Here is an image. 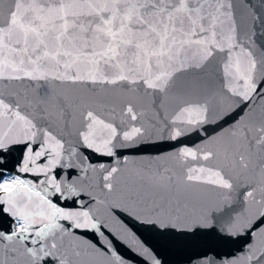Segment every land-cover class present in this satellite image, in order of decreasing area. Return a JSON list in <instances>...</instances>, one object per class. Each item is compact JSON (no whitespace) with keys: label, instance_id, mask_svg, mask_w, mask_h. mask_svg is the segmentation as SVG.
Here are the masks:
<instances>
[{"label":"snow or ice","instance_id":"6c2138e0","mask_svg":"<svg viewBox=\"0 0 264 264\" xmlns=\"http://www.w3.org/2000/svg\"><path fill=\"white\" fill-rule=\"evenodd\" d=\"M0 264H264V0H0Z\"/></svg>","mask_w":264,"mask_h":264},{"label":"water","instance_id":"95a60500","mask_svg":"<svg viewBox=\"0 0 264 264\" xmlns=\"http://www.w3.org/2000/svg\"><path fill=\"white\" fill-rule=\"evenodd\" d=\"M149 150L151 152H157V151L163 152V151H167L168 148L166 145H157V146L151 147ZM172 259L178 260L179 257H172Z\"/></svg>","mask_w":264,"mask_h":264}]
</instances>
